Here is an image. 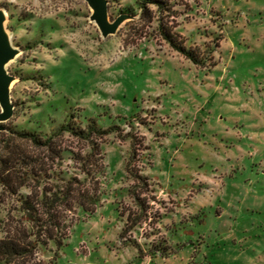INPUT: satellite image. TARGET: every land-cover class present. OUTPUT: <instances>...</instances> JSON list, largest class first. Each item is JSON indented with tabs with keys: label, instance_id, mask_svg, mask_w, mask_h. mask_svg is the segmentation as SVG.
I'll list each match as a JSON object with an SVG mask.
<instances>
[{
	"label": "rangeland",
	"instance_id": "rangeland-1",
	"mask_svg": "<svg viewBox=\"0 0 264 264\" xmlns=\"http://www.w3.org/2000/svg\"><path fill=\"white\" fill-rule=\"evenodd\" d=\"M136 1L107 0L110 20L135 16L103 39L83 0H0L20 51L7 66L0 180L9 165L25 185L12 195L0 181V239L20 221L31 229L19 198L85 180L80 160H96L97 145L101 173L90 166L86 178L101 191L96 209L57 208L67 239L37 248L29 264H264V0H168L173 32L201 67L161 40L155 20H139ZM90 121L115 130L53 136L58 157L10 133L45 139Z\"/></svg>",
	"mask_w": 264,
	"mask_h": 264
},
{
	"label": "trees",
	"instance_id": "trees-1",
	"mask_svg": "<svg viewBox=\"0 0 264 264\" xmlns=\"http://www.w3.org/2000/svg\"><path fill=\"white\" fill-rule=\"evenodd\" d=\"M136 4L139 10V20H142L146 24L152 23L154 20L157 22L156 30L163 42H165L172 51L178 53L184 59L189 61L194 66L201 67L202 63L199 60L197 54L184 46L180 36L173 32L175 26L173 19L169 18V4L168 0H137ZM151 7L155 9V13L158 14L155 17ZM129 9L121 12V14L129 15ZM132 13V12H131ZM166 13V18L163 15ZM137 15V14H136ZM134 17V15H129ZM115 126H110L103 130L90 121L86 128L82 131H74L68 124H61L56 132L47 138H42L34 132H18L11 131L10 133L16 138L27 141L35 148L47 150L48 153L55 157H58L60 149L57 148L54 142L53 136L61 135L63 132H69L80 139L88 140L91 137L101 139L109 133H113ZM137 147L136 141L131 140V156L135 155V149ZM90 155L96 160L84 161L80 160L79 171L87 178L90 176V166L94 167L97 173H101V165L99 164V148L97 145L91 146ZM4 163H9L5 161ZM126 165V169H127ZM13 166H6L2 171L4 175L1 176V185L5 187L12 195L17 194V190H20L25 185L23 182H16L15 178H11L13 173L11 172ZM89 169V170H88ZM9 173H11L9 175ZM134 179L140 186L147 187V179L139 173L134 174ZM79 181L77 178H68L63 181L62 186H58L55 190H44L40 194H27L19 198V212L22 215V221L31 224V229L27 230L22 222L12 226L6 233L4 238L0 239V264H29L35 254L37 248H44L47 243H53L57 250L63 245L67 236H60L59 232L63 231V219L61 217L62 212H57V208L61 207L66 214L72 210V207L77 206V211H83L84 213H93L99 201L98 183L95 181L93 187L87 184V180ZM95 185V187H94ZM49 193V196H47ZM140 207V214L144 215L145 208L142 205ZM63 213V214H64ZM130 216H128L129 219ZM139 220V219H138ZM128 221V220H127ZM137 221L132 222L129 226H125L119 235L120 239H124V236L133 227H135ZM137 251L141 249L137 246ZM164 249L156 250L160 255L164 256ZM155 251V252H156ZM154 253V252H153Z\"/></svg>",
	"mask_w": 264,
	"mask_h": 264
},
{
	"label": "water",
	"instance_id": "water-1",
	"mask_svg": "<svg viewBox=\"0 0 264 264\" xmlns=\"http://www.w3.org/2000/svg\"><path fill=\"white\" fill-rule=\"evenodd\" d=\"M91 11L90 22L94 23L101 38L116 34L121 24L132 16L121 14L114 20L109 19L107 0H83ZM6 14L0 9V131L1 123L9 120L13 113L10 100V86L15 78L7 71V66L20 53L11 44L10 37L5 29Z\"/></svg>",
	"mask_w": 264,
	"mask_h": 264
}]
</instances>
